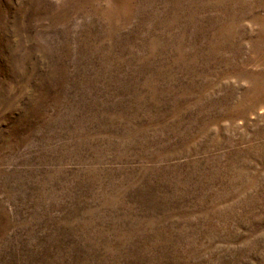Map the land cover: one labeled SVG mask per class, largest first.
<instances>
[{
    "label": "rangeland",
    "instance_id": "1",
    "mask_svg": "<svg viewBox=\"0 0 264 264\" xmlns=\"http://www.w3.org/2000/svg\"><path fill=\"white\" fill-rule=\"evenodd\" d=\"M0 264H264V0H0Z\"/></svg>",
    "mask_w": 264,
    "mask_h": 264
}]
</instances>
